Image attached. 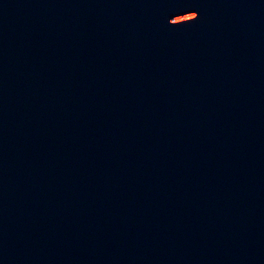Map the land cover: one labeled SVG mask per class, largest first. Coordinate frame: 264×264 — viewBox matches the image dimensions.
<instances>
[{
	"label": "water",
	"instance_id": "95a60500",
	"mask_svg": "<svg viewBox=\"0 0 264 264\" xmlns=\"http://www.w3.org/2000/svg\"><path fill=\"white\" fill-rule=\"evenodd\" d=\"M0 264H264V0H0Z\"/></svg>",
	"mask_w": 264,
	"mask_h": 264
}]
</instances>
